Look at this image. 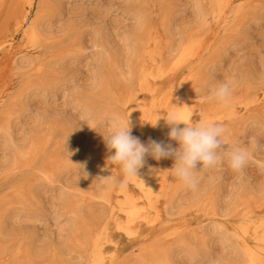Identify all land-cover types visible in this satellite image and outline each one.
<instances>
[{"label": "rangeland", "instance_id": "374dc122", "mask_svg": "<svg viewBox=\"0 0 264 264\" xmlns=\"http://www.w3.org/2000/svg\"><path fill=\"white\" fill-rule=\"evenodd\" d=\"M41 1L0 0V44L11 35L24 45L30 44L26 42L25 36L31 22L29 20L40 10L41 23L43 22L40 28L43 33L35 42L36 52L24 56L26 61L24 68L28 71L15 69L13 80L8 84L11 94L7 97L9 105L17 102L15 97H18L25 88L34 86L24 101L13 109L15 112V109L19 108L21 112L12 117L11 134L0 133V213L3 211L2 218L5 220L3 233L0 235V264H24L30 261L36 264H53L55 248L64 250V253H59L62 257L58 263L75 264V257H78L83 248L75 245L76 250L71 253L63 241L72 235L69 223L75 217L74 214L81 225H88L86 229L89 230L107 214L109 203L89 197L86 193L87 199L84 195L80 200L84 201L77 203L78 206L73 203L62 204L63 202L56 200L60 190H70V187H66L68 184L74 185L78 181L84 185L87 182L86 178L90 179L89 176L86 177L89 165L94 174L97 172V169L92 168L90 158H84L86 145L94 138L99 148L106 149L102 134L90 127L102 121L94 120L91 113L96 111L94 108L99 109L96 112H104L106 109L125 114V106L121 104V100L127 97L126 103L133 106L135 104L133 98L142 94L139 84L134 82L133 74L127 73L126 63L130 59L135 60V55H131L125 41L129 32L135 33L137 37H143L145 27L142 26L140 13L146 16L151 27V33L146 32L144 37L162 39L160 52L155 49L158 57L165 55L163 54L167 49L165 46H169L170 43L173 46L177 45L183 34L196 29L203 28L204 33L206 29L205 47L210 41L207 28H217V37L213 41L215 47L204 61L197 65L195 71L197 78L195 84L200 87L199 92L204 97L209 95L212 84L225 79L232 81V90L236 88L242 90L245 98L255 91L264 92V0H259L238 15L231 11L227 12L221 21H216L217 18L211 15L205 16L208 0H46L44 6H40ZM166 28L169 29L168 33ZM98 32L104 34L109 46L115 47L120 58L122 57L125 83L117 82L121 79L112 76L110 68L105 66L103 59L100 60L103 47H93ZM2 50L0 45V62L3 60ZM198 51L202 52L203 47ZM36 59L37 65L33 66ZM186 65L185 62L178 65L176 81L187 76L189 70ZM103 74L106 75V79L100 82ZM129 86L131 88L127 90ZM112 91L115 92L114 95ZM203 101L202 105L205 104L206 98ZM236 107L238 114L244 112L243 104H236ZM263 107L261 105L262 110ZM262 110L252 109L234 129L232 135L234 141L246 147L249 152L248 161L241 170L231 168L225 155L215 166L198 169V182L194 188L185 187L176 181V187L182 189L180 197L195 198L198 202V206L188 210L186 218L176 217L174 224L176 223V229L181 230L182 234L180 231L178 235L166 237L167 231L159 228L152 231L149 227H142L140 237L127 238L116 229L115 221L110 223L108 238L111 237L110 239L118 242L117 254L120 259L125 257L126 264H129L135 257L153 248L157 250L159 258L163 257V248L175 243L182 235L187 238L186 240L195 243L192 229L197 224V217L207 211L208 204L214 201L215 196L220 207L219 213L221 212V217L217 218L225 219L228 225H233L237 218L234 209L241 198H245L251 190L255 194L264 191V110ZM199 119L200 114H196L194 121ZM232 122L228 120L218 124L223 127L224 132H228L233 128ZM130 131L134 135L132 128ZM19 141L25 142V147L30 145L29 157L24 162L19 161L13 165L11 164L13 153ZM231 147L232 145L225 141L223 153H227ZM65 158H75L78 165L63 174V179L55 183L52 191L50 188L48 192L40 193L42 185L38 188L36 183L38 177L42 175V166ZM56 168L58 170V167ZM91 178L92 182H87L91 186L86 184L98 190L103 176L98 174ZM22 196L25 200L20 202ZM261 200L260 198L259 201ZM165 201L163 197L155 198L154 204L157 207H151L148 216L151 218L158 209L162 210ZM39 202L40 214L36 210ZM25 203L27 205H24ZM9 206L12 207L9 212V215L12 213V217L7 218L8 214L6 215L4 209ZM29 209L36 212H28ZM220 229L210 240V253L204 254L194 246L195 249L180 250L175 257L177 261L182 264H220L227 259L240 260L238 248L234 242L232 244L231 231L225 226L222 231ZM34 236L37 237L36 241ZM44 238L46 244L54 243L53 249H49L46 254L39 249V240ZM75 240L76 238L72 241L73 244H76ZM103 245L109 252L114 250L111 241L104 242Z\"/></svg>", "mask_w": 264, "mask_h": 264}, {"label": "bare ground", "instance_id": "6f19581e", "mask_svg": "<svg viewBox=\"0 0 264 264\" xmlns=\"http://www.w3.org/2000/svg\"><path fill=\"white\" fill-rule=\"evenodd\" d=\"M45 1L46 0H42L39 2V5L44 6ZM258 1L259 0H208L205 16L211 15L212 17L217 18V20L215 19L216 21H221L225 13H230L231 11L232 13L234 12L233 14L236 13V15H238V13L248 9ZM39 12L40 10H38L37 13L35 12V15L31 18V20H29L31 22L25 36L27 39L26 42H30V44H22L14 37V35L7 37L0 44L3 48V60L0 62V92L3 89V93L0 94V133L6 132L11 134L12 117L14 114H20L21 112H19V108H16L15 112L13 109L16 106H19L18 103L24 101L25 96H27V93L30 92L34 86H29L25 88L23 92L19 93L18 97H15L17 101L15 104H8L9 100L7 97L10 94V87L8 84L13 80V72L15 69L22 70L23 72L28 71V69L24 68V64L26 63L24 56L32 55L36 52V39H38L43 33L42 30H40L41 26H43V22L41 23L42 16L39 15ZM139 16L141 17L142 26H144V29L146 30H144V32H149L150 34L151 27L148 25L146 16L143 15V13H140ZM235 23H237V21L234 22V24ZM219 25L217 26L218 28ZM202 29H196L195 31H189L186 34H183L177 45L173 46L170 43L169 46H165L167 49L163 53L165 54L163 57L159 54V57L156 55L157 51L160 52L161 44H163L160 37L151 39L148 36L144 37L145 33L141 38L137 37L136 34L132 32L127 34L125 41L128 44L131 55H135V60L130 59L126 63L127 73L133 74L135 78L134 82L139 84L142 94L133 98L135 100V104L133 106L126 103V100H128L126 99L127 97L125 100H121V104L125 106L126 113L118 114L122 118H126L127 116L131 126L130 128H132L134 135L138 137L141 142L146 143L148 139L151 138L153 140L163 141L164 143H171L175 146L176 142L174 140H170L167 136L170 125L166 122L165 116L168 112H176L179 116L183 117L191 115V119L193 121L196 119V114H200L202 120H210L216 123H223L228 120L233 121V128H231V130L227 128L229 131L223 133V139L224 141L229 142L232 146L234 144L241 145L240 143L234 141V136H232L234 134V129L238 127L241 119L247 117L248 113L252 111V109L262 110L261 105L264 106V92L259 93L258 91H255L252 95L250 94L247 98H245L244 93H241L242 90L239 88L231 90V94L226 102L221 103L215 100L206 99L205 104H201L204 102L203 99L205 97L199 92L200 87L195 84L197 80V78H195V71L197 65L204 61L205 57L212 52L216 45L213 41L217 37V28L208 27L207 32L210 35V41H208L207 45L204 47V35L206 33V29L205 33L204 31L202 32ZM222 29L224 30L225 28L223 27ZM168 30L169 29H167V33L169 32ZM96 37L97 39L93 44V47H103L104 49L102 55L100 56V60L103 59L105 66L110 68L109 70L112 72V76H117V79L120 78L122 81L117 80V82L120 84L125 83V68L123 67V62L121 61L122 57L120 58L119 52L115 47H112L111 45L109 46L104 34L98 32ZM152 45L154 48H152ZM202 47L203 51H198ZM36 62L37 59L35 60L33 66L37 65ZM184 62L187 63L186 67L189 72L185 78L180 81H176V69L178 68V65H181ZM105 79L106 75L103 74L100 82H104ZM130 88L131 86H129L127 90ZM111 93L113 95L115 94L113 91ZM130 93L129 96L131 98ZM236 104L244 105V112L242 114H238L236 111ZM90 110L93 109L90 108ZM94 110L97 111L99 109L94 108ZM96 111L91 113L94 120L98 121L103 119L107 113H117L115 110H113V112L107 111L106 109L104 112ZM156 119L157 121L155 126L149 123L154 122ZM245 121H247V119ZM178 126L182 127L183 124L181 123ZM95 140L96 138L86 145L84 158H90L91 166L93 169H97V172L94 174L89 165V167L87 166L88 171L86 170V177L89 176L90 179L85 178L87 179V182L89 181V183H91V176H96L98 174L103 176L102 182L99 183V189L95 190V188H91V184L87 182L86 183L90 186L86 183H84V185L82 184V186L81 183L77 181L74 185L68 184V186H66L70 187V190H60L56 201L63 202L62 204L67 205L71 203L77 205V203L81 202L80 200L86 193L89 197H95L107 202V204L109 203V207L106 212L107 214L103 219L101 217V222L99 221L95 223V227H91V230L86 229V226L88 228L87 224L81 225L78 217L74 214L75 217L72 216L73 220L71 223L68 222L70 224V228L72 229V235H69L67 239H65L66 241L63 240L66 242L65 245L63 242V245L68 248L71 253L76 250L74 247L75 245L79 248H83L78 257H75V264H126L125 257L120 259V256L117 254L118 242L114 239H110L111 237L108 238V229L112 221H115L116 229L127 238L140 237L143 232L142 227H149L152 231L159 228L167 231L166 237H171L173 235H178L181 231L178 228L176 229V223L174 224V221L177 219L176 217L179 216V219L186 218L188 210L192 207L195 208V206H198V202H196L195 198L184 199V197H180L182 189L181 187H176L177 179L171 175V171L169 169L173 164V158L171 156L166 158L162 157L160 160H154L151 156L146 155L145 163L137 170V176L124 177L117 166H113L107 161V156L110 154L109 150L103 147L99 148ZM29 149L30 145L29 147H25V142L19 141L18 147L14 150V157L11 164L14 165L19 163V161L24 162L28 159ZM69 158L53 161L52 163H46L42 166V175L38 177V182L36 183L38 188L42 185L41 189H39L41 190L40 193H46L50 188V191H52V188L55 187V183L61 181L63 174L78 165L75 158ZM56 167H58V170ZM85 184L87 188L85 187ZM82 187L86 189L84 190ZM81 190H84V192ZM23 197L24 196H22L20 202L25 200H23ZM158 197H163L166 200L164 207L162 210L158 209L155 215L150 218L148 216L149 210L151 207H157L154 202L155 198ZM84 198L87 199V195H85ZM242 198L234 209L237 218L233 225H228L225 219L220 220L217 218L219 216L221 217V212L219 213L220 207L217 205V197L215 196L214 201L208 204L209 207L207 208V211L197 217V224L192 229V238H194L195 243H191L189 239L186 240L187 238H184L182 235L175 243L163 248V257L159 258L157 250L153 248L148 251L149 253L143 252L141 255L135 257V259L129 264H182L175 258L177 253L180 250H185L186 248H194V246L202 250L204 254H208L210 253L211 248L210 240L218 232V229L221 227L223 229L224 226L231 231V240L233 239L232 244L234 242L237 246V251L240 253V255L238 254L240 256V260L227 261V259L226 261L224 260L220 262V264H264V191H258L255 194V192L251 190L245 198ZM260 198L263 201H259ZM24 205L27 204L25 203ZM37 206V213L39 212L38 214H40V202ZM63 206L66 207V205ZM80 208L81 207H79V209ZM11 209V206L4 209V211L6 210V215L8 214L7 218L12 217V213L9 215ZM36 210L29 209L27 211L36 212ZM13 211H15V209H13ZM2 213L3 211L0 213V235L3 233V224L5 222L2 218ZM235 215L232 216L235 217ZM222 229H220V231H222ZM224 229L226 230V228ZM5 232H7V230ZM67 233L69 234L70 232ZM74 238H76V244L72 243ZM36 239L37 237L34 236V241H36ZM39 241V249L44 254H46L49 249H53L54 243L46 244L45 238ZM107 241H111L114 244V250L112 252H109L106 248H104L103 244L104 242L107 243ZM61 245L62 244H60V246ZM54 251L56 256L52 258L54 260L53 264H60L58 261H60V257H62L60 256L62 254L61 252L64 250L61 248H55ZM24 264L36 263L34 261H30L28 263L25 262Z\"/></svg>", "mask_w": 264, "mask_h": 264}, {"label": "clouds", "instance_id": "9594fccd", "mask_svg": "<svg viewBox=\"0 0 264 264\" xmlns=\"http://www.w3.org/2000/svg\"><path fill=\"white\" fill-rule=\"evenodd\" d=\"M232 81L225 79L211 85L206 99L226 102L232 90ZM170 125L167 136L176 142L171 143L148 139L146 143L131 134L128 118L118 113H107L98 124L89 126L99 131L109 150L107 161L117 166L124 177L137 176V170L145 163V156L154 160L171 156L173 164L170 171L183 186L194 188L198 182V169L215 166L226 155L228 163L234 170H241L248 161L246 147L235 144L227 153H223L225 141L223 127L210 120L191 119L168 112L165 116ZM154 122H149L155 126ZM183 124L182 127L178 126ZM82 167V165H81Z\"/></svg>", "mask_w": 264, "mask_h": 264}]
</instances>
